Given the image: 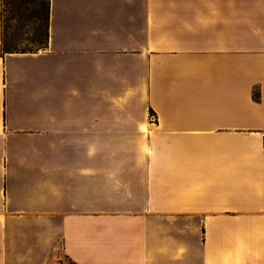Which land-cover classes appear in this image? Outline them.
<instances>
[{
  "label": "crops",
  "instance_id": "0c3cea01",
  "mask_svg": "<svg viewBox=\"0 0 264 264\" xmlns=\"http://www.w3.org/2000/svg\"><path fill=\"white\" fill-rule=\"evenodd\" d=\"M0 264H264V0H49L44 48L0 39Z\"/></svg>",
  "mask_w": 264,
  "mask_h": 264
},
{
  "label": "trees",
  "instance_id": "16d2710c",
  "mask_svg": "<svg viewBox=\"0 0 264 264\" xmlns=\"http://www.w3.org/2000/svg\"><path fill=\"white\" fill-rule=\"evenodd\" d=\"M22 2V22L31 23L29 42L34 48L42 49L47 42V24L49 15V0H20ZM10 0H0V39L2 52H34L27 48L19 49L14 44V39L9 37L7 24L8 17L5 12H11ZM14 36V35H13ZM254 98L258 97L254 93Z\"/></svg>",
  "mask_w": 264,
  "mask_h": 264
},
{
  "label": "rangeland",
  "instance_id": "374dc122",
  "mask_svg": "<svg viewBox=\"0 0 264 264\" xmlns=\"http://www.w3.org/2000/svg\"><path fill=\"white\" fill-rule=\"evenodd\" d=\"M9 7L12 10V13L5 12V16L8 17V33L10 39L11 37L14 39V45L19 49L27 48L34 51L39 50L40 48H34L29 42L31 23L22 22V2L20 0H10Z\"/></svg>",
  "mask_w": 264,
  "mask_h": 264
}]
</instances>
